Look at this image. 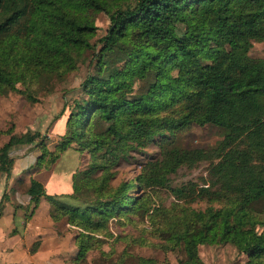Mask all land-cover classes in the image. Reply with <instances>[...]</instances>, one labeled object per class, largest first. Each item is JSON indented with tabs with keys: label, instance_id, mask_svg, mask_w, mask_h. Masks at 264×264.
<instances>
[{
	"label": "trees",
	"instance_id": "obj_1",
	"mask_svg": "<svg viewBox=\"0 0 264 264\" xmlns=\"http://www.w3.org/2000/svg\"><path fill=\"white\" fill-rule=\"evenodd\" d=\"M98 12L110 25L93 41ZM261 41L264 0H0V96L15 90L34 103L81 60L90 57L92 67L53 150L40 131L0 132L9 137L0 146L1 174L12 175L21 147L39 148V169L52 168L75 144L90 155L72 192L49 194L33 177L27 188L31 215L44 197L52 219L74 227V264L100 247L97 234L110 218L147 213L156 246L179 252L178 264H202L200 246L227 244L248 254L246 264H264V58L249 54ZM193 124L216 126L223 138L183 148L178 131ZM162 133L172 137L161 158L146 162L133 181L107 188L103 173ZM202 161L210 163L202 183L173 184L180 167ZM131 188L139 194L131 197ZM164 189L173 201L149 211L152 192L160 197ZM202 201L204 209L193 207ZM4 208L2 201L0 217Z\"/></svg>",
	"mask_w": 264,
	"mask_h": 264
},
{
	"label": "rangeland",
	"instance_id": "obj_2",
	"mask_svg": "<svg viewBox=\"0 0 264 264\" xmlns=\"http://www.w3.org/2000/svg\"><path fill=\"white\" fill-rule=\"evenodd\" d=\"M93 19L98 27L97 35L93 40L95 41L105 34L110 20L103 12L93 14ZM178 30L182 36L188 35V30L184 25H181ZM249 54L253 58H264V41L255 42ZM85 59L78 63L76 70L62 77L63 80L55 81L52 91H39L37 102H30L18 91L6 90L0 96V132L6 131L12 126L16 133L27 130L40 131L44 136L47 148L53 150L54 145L60 142L66 133V121L70 113V106H72L73 100L80 96L82 82L92 69L91 58L86 57ZM21 88L24 87L21 86ZM170 137L172 136L169 133H162L155 137V141L149 146L130 151L128 155L122 157L103 173V178H107V181L104 182L107 188H116L136 179L146 162L161 158V145L164 140ZM7 138H9L7 135L0 133V144L4 143ZM177 138L183 148H209L223 138V131L213 125L193 124L178 131ZM33 150L35 154L40 151L36 147H21L16 149L13 154L17 159L25 155L26 152L31 154ZM90 162V155L75 144L61 156L52 168L43 169L35 173V176L44 182L49 193H69L72 192L74 174L86 170L90 166ZM209 166L210 163L206 161L199 162L194 166L184 165L172 174V182L175 185L189 181L202 183L203 178L207 177ZM27 176L24 175V183L16 181L15 186L9 189L11 197L14 188L26 189L29 186L30 178L27 182ZM144 191L150 193V189ZM139 192L140 190L131 188L129 195L134 197ZM159 194L160 197H157L156 192H152L155 201L149 205V211L158 206L157 202L162 201L169 205L173 201V196L167 190H160ZM88 198L83 199L81 204L89 201ZM206 206L205 201L193 204L196 209H204ZM148 214L150 213H147V216ZM147 216L145 219H141L135 214H122L110 218L108 229L97 234L103 243L99 248L90 249L86 255V261L82 264H138V257L155 259L156 264H178V259L182 256L179 252H165L156 246L159 240L149 232L150 225ZM67 229L75 230L69 224ZM73 232L75 233V231ZM143 243H147V245ZM200 257L202 264H246L248 254L239 253L234 246L229 244L203 245L200 246Z\"/></svg>",
	"mask_w": 264,
	"mask_h": 264
},
{
	"label": "crops",
	"instance_id": "obj_3",
	"mask_svg": "<svg viewBox=\"0 0 264 264\" xmlns=\"http://www.w3.org/2000/svg\"><path fill=\"white\" fill-rule=\"evenodd\" d=\"M40 154V151L35 154L34 150L31 154L26 152L15 159L9 178L0 174V203L4 201L5 204L0 217V264H74L72 257L77 249L74 230L69 231L66 222H55L51 218L48 200L43 197L31 215L27 210L31 205L28 187L14 188L13 196L9 195V189L15 186L16 181L24 179V175H28L27 182L31 177L41 181L35 176L44 169L37 166ZM46 191L49 193L47 188ZM36 242L39 246L32 251Z\"/></svg>",
	"mask_w": 264,
	"mask_h": 264
}]
</instances>
